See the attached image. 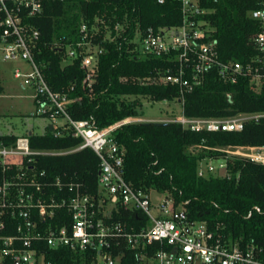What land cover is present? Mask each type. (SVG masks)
Segmentation results:
<instances>
[{
	"label": "built area",
	"instance_id": "2783aa9c",
	"mask_svg": "<svg viewBox=\"0 0 264 264\" xmlns=\"http://www.w3.org/2000/svg\"><path fill=\"white\" fill-rule=\"evenodd\" d=\"M50 1L65 0H0V65L20 63L13 69V76L30 90L21 96L30 97L36 114L51 120L56 137L71 132L81 143L65 149H33L29 134L12 144L0 138V262L63 264L48 258L47 250L67 248L74 254L70 264H264V244L235 238L225 232L224 225L212 227L206 220L192 219L170 193L145 191L127 181L125 149L114 139L113 131L126 123L157 120L128 117L100 128L93 119L72 117L69 106L81 98L71 95L73 87L67 91L53 89L36 58L41 30L35 19ZM177 1L182 13L179 25L135 32L132 41L144 55H167L170 59L168 67L139 79L140 84L176 85L182 105L185 94L203 85L212 72L225 83L249 77L255 87L257 83L261 87L264 0H258L259 7L250 12L260 23V31L251 37L256 54L245 62L222 59L214 29L204 17V0ZM122 29L119 23L112 28L105 19L96 18L91 26L86 22L81 25L78 40L55 42L63 52L64 63L80 60L82 88L89 98L95 94L104 51L95 37L103 34V41L112 42ZM261 116L264 111L226 117L182 113L163 121L179 122L193 130L240 131L245 123ZM84 148H91L100 159L97 195L83 192L73 182L63 184L60 178L47 182L44 172L38 173L33 166L36 155H62ZM220 150L226 153L222 157L225 162L217 168L210 162L214 159H203L200 176L231 177L227 163L230 157H247L264 164V146ZM121 208L140 213L135 224L114 219L113 211Z\"/></svg>",
	"mask_w": 264,
	"mask_h": 264
},
{
	"label": "trees",
	"instance_id": "16d2710c",
	"mask_svg": "<svg viewBox=\"0 0 264 264\" xmlns=\"http://www.w3.org/2000/svg\"><path fill=\"white\" fill-rule=\"evenodd\" d=\"M203 5L222 59L245 62L256 54L251 37L260 31V23L250 12L259 7L258 0H204ZM96 18L105 19L112 28L119 23L123 29L112 42L103 41V34L95 37L104 51L100 55L95 94L89 98L82 88L84 71L80 60L64 63L63 52L55 42L78 40L81 25L86 22L91 26ZM181 22L177 0L50 1L35 19L41 30L36 58L53 89L67 91L73 87L71 95L81 98L69 106L72 117L93 119L98 127L105 128L128 117L143 116L140 97L155 102L179 99L176 85L140 84L139 79L168 67L170 59L167 55H144L132 40L137 29L159 30ZM3 91L0 84V94ZM182 107L183 114L191 117L264 111V80L257 89L249 77L225 83L212 72L203 85L185 94ZM113 136L125 149L124 175L134 187L170 193L192 219L206 220L212 227L224 225L225 232L235 238L264 244V164L237 156L227 159L231 177L198 173L203 159L226 156L221 148L264 146V116L248 121L240 131L193 130L179 122L159 125L139 121L118 126ZM28 137L33 149H65L81 143L71 132L56 137L50 129ZM0 138L5 144H12L18 136ZM33 166L38 173L44 172L47 182L60 178L63 184H79L90 195L99 193L100 159L91 148L62 155H36ZM113 214L115 220L129 224H135L140 216L122 208ZM47 253L48 258L63 264H70L74 256L67 248L48 249ZM0 264L12 263L8 259Z\"/></svg>",
	"mask_w": 264,
	"mask_h": 264
},
{
	"label": "rangeland",
	"instance_id": "374dc122",
	"mask_svg": "<svg viewBox=\"0 0 264 264\" xmlns=\"http://www.w3.org/2000/svg\"><path fill=\"white\" fill-rule=\"evenodd\" d=\"M169 34H173V31ZM20 63H3L0 65V84L4 91L0 97V136H27L30 132L43 134L51 126V120L36 114V106L30 97H22L30 93L27 86L14 78L13 69ZM259 89L260 84H256ZM144 120H170L183 113L182 104L178 101H153L148 97H140ZM219 168L225 161L223 158L210 161Z\"/></svg>",
	"mask_w": 264,
	"mask_h": 264
},
{
	"label": "water",
	"instance_id": "95a60500",
	"mask_svg": "<svg viewBox=\"0 0 264 264\" xmlns=\"http://www.w3.org/2000/svg\"><path fill=\"white\" fill-rule=\"evenodd\" d=\"M155 123L161 125V124H168L169 121H155ZM49 129L51 130L52 126H50ZM29 134H32V132H30Z\"/></svg>",
	"mask_w": 264,
	"mask_h": 264
}]
</instances>
